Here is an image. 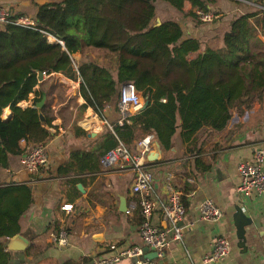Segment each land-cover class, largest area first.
Instances as JSON below:
<instances>
[{"label":"trees","instance_id":"trees-1","mask_svg":"<svg viewBox=\"0 0 264 264\" xmlns=\"http://www.w3.org/2000/svg\"><path fill=\"white\" fill-rule=\"evenodd\" d=\"M156 1L33 2L32 25L14 21L21 13L0 24V116L6 107L12 111L9 120L0 121V264L8 263L5 240L20 232L21 216L32 201L29 185L6 181L10 158L20 157L22 143L45 142L51 136L47 127L53 118L46 104L44 123L34 106L18 107L32 92L37 96L34 103L41 98L43 83L34 89L39 84L38 72H61L79 80V94L85 101L81 107L88 105L98 115L116 104L124 82L133 83L149 100L142 112L129 116L122 125L114 123L113 132L104 129L100 154L119 143L134 150L146 133H153L168 149L177 130L184 141L194 139L205 126L223 131L233 108L240 114L263 98L264 43L258 34L264 36V9L235 16L220 45L213 48L201 37L182 38V27L167 14L154 25ZM162 1L196 25L206 23L197 10L210 11L211 0H189L195 9L189 12L182 9L185 0ZM49 36L57 41H49ZM76 52L78 59L73 57ZM73 128L77 136H85L83 129ZM100 154L74 149L71 158L77 167L95 171ZM181 201L185 205L183 197ZM138 215L140 224L139 210Z\"/></svg>","mask_w":264,"mask_h":264},{"label":"crops","instance_id":"crops-1","mask_svg":"<svg viewBox=\"0 0 264 264\" xmlns=\"http://www.w3.org/2000/svg\"><path fill=\"white\" fill-rule=\"evenodd\" d=\"M0 3L13 6L7 0H0ZM19 4H14V11H18ZM155 4L157 17L167 10V16L179 23L183 34L201 37L213 48L220 45L223 32L235 16L264 9V0H211L209 10L217 12L216 18L212 23L196 25L179 15L168 3L157 0ZM182 9L184 12L195 10L189 0L184 1ZM79 56V52L73 54L75 59ZM52 80L53 83L49 84L48 81ZM40 83H48V111L53 118L51 126L47 127L51 136L45 141L48 162L47 166L29 173L20 165L19 155L10 158L8 178L29 185L32 201L20 221L19 234L27 239L24 249H8L9 238L5 240L7 264H91L102 255L142 245L137 222V197L131 191L136 172L130 163L123 167L104 168L100 161L105 140L102 133L106 127L113 132V124L121 118L117 102L107 106L103 115H98L88 105L81 107L85 101L79 94V80L52 72L43 74L35 90ZM57 84L63 86L64 93L55 92ZM34 95V92L30 93L27 100L15 105L20 108L33 106L31 97ZM2 114L0 121H7L12 111L6 107ZM74 126L83 129L85 136H77ZM229 129L233 130L231 134ZM256 148L264 149V96L253 101L240 114L233 108L225 130L215 132L205 126L190 141H184L177 130L170 148L161 146L159 159L148 161L145 158L144 165L153 173L152 196L165 201L166 184L171 183L185 200L181 239L172 241L162 258L150 254L152 259L159 264H201L204 255L212 250L216 237L223 235L228 240L229 252L210 264H264V234L259 235L261 227L253 223L247 226L245 241H241L234 224L238 208L251 218L264 213V193L244 197L237 192L240 181L237 165L252 161ZM74 149L89 155L99 153L98 168L90 171L87 166L77 167L71 158ZM261 168L264 171V163ZM74 178L78 180L73 182ZM77 183L82 184L83 192ZM121 192L126 197L127 210L124 212L119 210L118 194ZM208 198L221 209L220 219L209 221L201 216L198 206ZM65 203L74 204V208L76 204L84 203L89 206V211L77 217L73 211L68 213L61 209ZM152 222L160 224L158 213L152 215ZM60 229L67 232L65 245H58L52 239ZM98 232L103 235L102 242L92 238ZM112 264H128V259L122 258Z\"/></svg>","mask_w":264,"mask_h":264},{"label":"built area","instance_id":"built-area-1","mask_svg":"<svg viewBox=\"0 0 264 264\" xmlns=\"http://www.w3.org/2000/svg\"><path fill=\"white\" fill-rule=\"evenodd\" d=\"M244 1V0H243ZM200 20L210 22L216 18L213 11L197 10ZM11 17L6 5L0 3V24L7 22ZM17 24L32 25L33 21L26 18L14 20ZM53 41H57L54 37ZM259 39L264 43V36L259 35ZM62 43V42H60ZM142 96L131 82H124L120 85L119 97L117 101L121 118L118 120L120 125L128 117L133 115V110L141 104ZM153 133H146L135 144V151L132 153L127 146L119 143L114 148L102 154L100 161L104 168L114 166L123 167L130 163L136 172V176L131 184V191L137 197V207L142 218L139 224V233L142 238V245H132L112 254H105L98 259L92 260L91 264H112L119 262L122 258L128 259V264H159L156 259L147 256L148 251L156 253L157 258L164 256V251L172 241L180 240L182 236V221L185 207L181 201V192L174 188L171 183L166 184L168 193L165 201H159L152 196L153 173L144 165L145 155L153 149L155 140ZM19 157L20 165L29 173H34L41 167L47 166V153L45 142L25 144ZM264 149L256 148L253 153L252 161L239 162L237 171L240 178L237 192L250 197L252 194L264 193ZM199 211L201 216L209 221L220 219L221 209L212 199H204L200 202ZM61 209L70 213L74 210V204L65 203ZM159 214L160 224L152 222V215ZM52 239L58 245H65L67 242V232L60 229L52 235ZM148 251L144 250V246ZM114 248V245L110 246ZM229 252V243L225 236L218 235L214 241L212 250L204 255L201 264H210L219 261Z\"/></svg>","mask_w":264,"mask_h":264},{"label":"water","instance_id":"water-1","mask_svg":"<svg viewBox=\"0 0 264 264\" xmlns=\"http://www.w3.org/2000/svg\"><path fill=\"white\" fill-rule=\"evenodd\" d=\"M7 1H10V0H7ZM160 23H161V21H160L159 17H155L153 24L159 25ZM182 38L185 39V38H188V36L186 34H183ZM42 78H43V73L38 72L39 81H41ZM41 94H42L41 98L38 101H36L33 106L37 110L39 120L42 123H44L45 122V115L42 112V108L46 104V96L47 95H46L45 91H42ZM148 105H149V100L143 99L142 103L133 110V114H138V113L142 112L143 110H145L147 108ZM160 157H161V144L159 143V141L157 139H155L153 141V149L146 153L145 158L148 161H153V160L159 159ZM6 181L11 182L12 179L7 178ZM77 187L80 191H82V192L84 191L81 183H77ZM118 196H119V210L124 212L127 210L125 193L121 192L118 194ZM88 211H89V206L87 204L79 203V204L75 205V208L73 210V215L79 217V216H82L83 214L87 213ZM261 218H262V221H261ZM252 223L255 224V226L258 228L261 227V230L259 231V235H263L264 234V213L258 215L257 217L251 218V217L247 216L245 213H243L238 208V212L235 213L234 224L236 227V234L241 239V241H245L246 227L251 225ZM179 226H183V221L179 222ZM92 238L98 242L103 241V235L100 232L94 233L92 235ZM26 241H27V239L18 233L16 235H14L13 237L9 238V240L7 242V248L13 249V250L24 249ZM144 250L148 251V247H145ZM150 254H153L154 256H156L155 252L148 253L147 256L149 258H151Z\"/></svg>","mask_w":264,"mask_h":264},{"label":"rangeland","instance_id":"rangeland-1","mask_svg":"<svg viewBox=\"0 0 264 264\" xmlns=\"http://www.w3.org/2000/svg\"><path fill=\"white\" fill-rule=\"evenodd\" d=\"M46 1H52V0H10V1H8L10 4L12 3L13 4V6L11 5V7H10V5L9 4H7V7H8V9H9V14L12 16L13 14H17V13H21L22 14V16H21V18H26V19H28V20H31V18H32V16H33V14H34V12H35V9H34V6L32 5V3L33 2H37V3H44V2H46ZM18 4V3H20L19 4V6H18V11H14V4ZM165 14H167V13H163V15L165 16ZM50 39H51V41H53V38L52 37H49ZM93 54V53H92ZM95 56V55H94ZM108 58V57H107ZM48 83L49 84H52L53 83V80H52V82H50V81H48ZM48 83H47V85H42V88L40 87L39 89H42V91H45V93L47 92L48 93V91H49V87H48ZM50 86V85H49ZM55 92L57 93V94H59V93H64L65 92V89L63 88V86L62 85H56V87H55ZM41 91V92H42ZM47 93H46V95H47ZM60 95V94H59ZM36 95H34V96H32L31 98V100H32V103H31V105L34 103V100L36 99ZM59 98H62V96H60ZM143 97H142V99H141V103H142V101H143ZM61 100V99H60ZM46 101H47V96H46ZM46 106H47V109H49V106H48V101L46 102ZM47 112H48V115H50L51 114V112H49L48 110H47ZM135 150V149H134ZM134 150L132 151V150H130L131 152H134Z\"/></svg>","mask_w":264,"mask_h":264},{"label":"bare ground","instance_id":"bare-ground-1","mask_svg":"<svg viewBox=\"0 0 264 264\" xmlns=\"http://www.w3.org/2000/svg\"><path fill=\"white\" fill-rule=\"evenodd\" d=\"M50 37V36H49ZM50 39V38H49ZM51 40V39H50Z\"/></svg>","mask_w":264,"mask_h":264}]
</instances>
